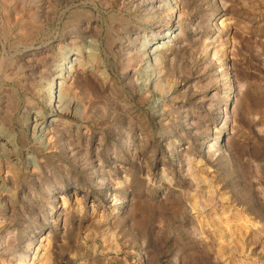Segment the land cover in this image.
I'll list each match as a JSON object with an SVG mask.
<instances>
[{"label": "rangeland", "instance_id": "374dc122", "mask_svg": "<svg viewBox=\"0 0 264 264\" xmlns=\"http://www.w3.org/2000/svg\"><path fill=\"white\" fill-rule=\"evenodd\" d=\"M177 1L182 33L154 60L141 41L167 31L169 0H0V124L17 135L0 264H264V0ZM89 41L71 123L37 141L52 56Z\"/></svg>", "mask_w": 264, "mask_h": 264}, {"label": "bare ground", "instance_id": "6f19581e", "mask_svg": "<svg viewBox=\"0 0 264 264\" xmlns=\"http://www.w3.org/2000/svg\"><path fill=\"white\" fill-rule=\"evenodd\" d=\"M169 1L172 4V9L174 10V12H173V14L171 13L170 20H169L170 21L169 26H167V31H165L163 36L157 40V36L159 35L158 32H160V30H162V27L161 28L159 27V29L157 28L158 30L156 31L157 32L156 34H153L154 31L151 30L153 33L151 34L150 37H153V38L146 39L145 42L141 41L142 46H143V50H145L147 52V54H150L154 60L158 59V56L161 55V54L160 55H158V54L160 53V51L163 48L172 46L173 41L178 39L182 33V29L180 26L181 25L180 24L181 14L179 13V10L181 7H179L177 0H169ZM177 11L180 15L176 14ZM94 46H95L94 42L89 41L88 45L85 46L86 49L85 48L82 49V47H80V46H79L80 48H74V49L70 48L67 50L65 49V52L63 51L61 53L62 56L60 55L61 58L58 56L60 59L58 57L52 56L51 59H52V61H54L55 72L52 75L51 82H50L51 83L50 88L48 90L50 92V98H49L48 102L46 103V107L50 111V113H49L50 116L47 117V115L43 111L36 110L37 108H35V110H33L29 113L28 120H27L28 131H29L28 133H30L31 136L34 139H36L37 141H41V142L47 141L46 144L50 145V144H52L51 142L53 140L54 130L57 127H61L63 129H65V128H67V126H69L70 120H68V117H67L68 109L71 106L77 107V106H79L80 103L78 104L77 101H74L72 98L68 97V89H70L72 87L71 81L75 78L77 72L79 70L81 71V68H83L82 67L83 66V60L85 59V57L90 56V54L93 53ZM163 55H165V54H163ZM57 58L59 60H57ZM157 78H154V77L150 78V79L148 78L149 80H147V81H149L150 83L151 82L153 83L157 80ZM46 85H48V84H46ZM46 85H45V87H46ZM161 104L163 105L162 102H161ZM162 108H163V106H162ZM69 112H70V110H69ZM70 123H71V121H70ZM7 129H8V127H7ZM7 129H5L0 124V149H7V148L10 149V148H14V147L16 148L17 147V144H16L17 135L14 133L8 132ZM28 151H29V149H28ZM25 153H26V159L29 162H31V163L36 162L37 158L34 154H32L31 152H26V151H25ZM0 164H1V162H0ZM35 168H36V166H35ZM0 169L3 170V167L2 168L0 167ZM1 173H0V184L2 182Z\"/></svg>", "mask_w": 264, "mask_h": 264}]
</instances>
